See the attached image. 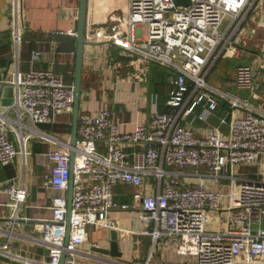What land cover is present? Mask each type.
<instances>
[{
	"label": "built area",
	"instance_id": "1",
	"mask_svg": "<svg viewBox=\"0 0 264 264\" xmlns=\"http://www.w3.org/2000/svg\"><path fill=\"white\" fill-rule=\"evenodd\" d=\"M23 3L14 0L12 4L10 82L16 93L12 104L0 107V163L14 166L21 157L27 165L33 141L52 142L56 148L45 154L50 172L45 174L42 187L61 194L52 200L50 217L35 219L28 233L25 223L30 219L21 215L28 200L27 188L16 178L0 185V196L9 199L0 201V210L10 209L6 216L0 212V256L25 264H61L65 253V264H129L97 254L95 246L88 245L90 228L101 227L115 229L118 234L123 231L125 235L154 238L145 264L152 263L159 240L165 235L178 238L177 252L189 264H264V109L251 102V96L261 98L257 75L245 64L234 74L238 91L249 90V98L207 80L218 59L241 55L242 47L234 36L241 42L249 37L250 30L243 29L242 24L254 6L253 0H191L188 6L176 5L174 0H128V13L118 14L113 23L100 29V34L91 31L87 20L88 42H116L136 60L168 70L171 111H160L157 100L153 101L148 120L138 123L133 132L122 130L123 118L107 108L98 114L80 111L75 146L72 138L64 141L38 128L54 125L60 116L73 112L75 87L51 66L37 68L31 64L29 70L22 69ZM63 8L67 17L78 21L79 8ZM42 58H46L44 52L37 50L32 62ZM113 66L107 65L109 73L117 72L118 64ZM137 74L139 81H145L146 68ZM222 102L247 112L229 119L227 115L214 125L211 118ZM191 117L207 124L206 136L183 125H190ZM174 165L207 166L211 172L201 175L193 187H184L170 169ZM228 165L232 171L225 192L216 187L223 185L222 172ZM238 165L259 166L257 177L238 176L234 171ZM72 171L73 210L67 244L69 204L64 193L70 189ZM146 176L154 177L159 184L155 194L144 192ZM121 184L136 188L134 205L116 200ZM225 198L227 206L223 204ZM134 208L141 209L139 220L144 226L139 232L120 229L110 217L114 210ZM221 211L230 212L229 221L221 229H210L214 220L211 212ZM18 236L49 250V259L33 260L13 253V240Z\"/></svg>",
	"mask_w": 264,
	"mask_h": 264
},
{
	"label": "crops",
	"instance_id": "2",
	"mask_svg": "<svg viewBox=\"0 0 264 264\" xmlns=\"http://www.w3.org/2000/svg\"><path fill=\"white\" fill-rule=\"evenodd\" d=\"M14 0H0V107L3 108L12 104L16 93L15 85L11 82L12 78V56L14 53V42L12 38V22ZM254 6L247 13L242 24L243 29H249V37L242 38L234 36L235 41L242 47L241 55L238 57H225L218 59L211 67L210 72H217L221 65L224 68L219 71L221 75L228 74L226 68L232 70L235 74L240 65H250L256 72L258 79L257 92L261 98H253L251 102L254 106L264 109V0H253ZM79 8V0H24L23 9L25 13V30L23 51L21 54L22 69L29 70L31 64L37 68H47L51 66L57 72L66 75L69 83H75V57L77 51L78 21L66 16L63 6ZM87 20L92 25L91 31L98 32L100 29L113 23L118 14L126 15L128 13V0H93L89 4ZM80 9V8H79ZM89 41L84 51V69H83V91L81 101V112L86 110L93 114H98L102 108H107L111 114L122 117L125 122L121 129L133 132L138 123L146 122L151 115L153 101L157 100L160 111H171L168 106L171 86L168 82V70L156 63L149 65L146 62H140L135 57L125 54L119 45H111ZM37 50H42L46 58L33 60V54ZM226 61L234 64L233 67L226 65ZM118 64L117 72H108L107 65ZM114 67V66H113ZM141 68H146L147 75L145 81H139L137 73ZM226 76V75H225ZM222 77V76H221ZM227 89L239 92L242 96L250 97L249 90L238 91L235 86L236 77H228ZM110 80V82H108ZM213 84V82H211ZM112 84V86H111ZM215 85V84H214ZM224 89V88H223ZM201 110V108H199ZM244 109H232L228 102H222L211 118V123L217 125L221 119L231 116H244ZM193 119V120H192ZM72 113H66L60 116L58 123L48 125H38V128L46 133L59 136L64 141L72 138ZM187 125L195 130L199 136H206L208 133L207 124L198 118L189 120ZM224 130L228 129L224 127ZM16 142L14 134L10 135ZM56 148V145L47 141H33L30 156L27 165L23 164L21 157L17 158L14 166H3L0 163V185L9 184L14 178L19 184H24L28 190V200L21 208V215L28 217L25 223V231L28 233L33 230L35 219L50 217V207L55 196L61 194L54 189L42 187L43 178L50 172L49 162L45 154L49 150ZM175 171L179 177L180 183L184 187H193L196 185L201 175L210 174L211 170L207 166L184 167L177 166L170 168ZM259 166L256 165H238L234 171L238 176L257 177ZM232 168L228 165L222 172V186L216 187L225 192L228 191ZM144 192L155 194L159 190V184L152 176L145 177ZM136 188L119 185L116 189V200L118 203H128L134 205V193ZM67 196L69 191L64 193ZM6 196H0V201H8ZM36 205L33 208L28 205ZM224 206L228 205L227 198L224 199ZM140 208L130 210H114L110 217L116 222L120 229L124 228L131 232H139L144 224L139 220ZM1 214L9 215L10 209H1ZM214 219L210 229H221L228 221L230 212H211ZM153 227V226H152ZM109 228L93 227L89 231V244L91 248L110 247ZM39 235V234H38ZM120 242V251L122 257H112L104 255L95 249V253L106 256L110 259L119 260L129 264H145L148 255L154 245V238L148 235L137 233L118 234ZM11 247L13 253H18L29 259H49L45 250L37 243L19 236L13 240ZM178 238L165 235L159 240L158 258L166 264H180V255L177 252ZM42 249V252L39 249ZM0 264H25L14 262L10 259L0 256Z\"/></svg>",
	"mask_w": 264,
	"mask_h": 264
},
{
	"label": "water",
	"instance_id": "3",
	"mask_svg": "<svg viewBox=\"0 0 264 264\" xmlns=\"http://www.w3.org/2000/svg\"><path fill=\"white\" fill-rule=\"evenodd\" d=\"M191 0H174V3L176 5H187L190 4ZM79 18H78V34H77V51H76V65H75V101H74V109L72 112L73 115V121H72V140L71 144L72 146L76 145V142L79 138V133H78V125H79V118H80V111H81V101H82V91H83V69H84V51L85 47L88 44V41L86 39V31H87V16H88V0H79ZM73 151V150H72ZM75 159V151L72 152V163H71V168L73 167V162ZM73 170V168H72ZM73 182H74V174L73 171L71 173L70 177V182H69V195H68V204H69V211H68V216H67V235H66V240L67 244L69 242V235H70V230H71V215H72V210H73V204H72V199H73ZM110 239H111V244L110 247H105V248H100L97 247L95 248L96 251L110 255L112 257H122V253L120 251V242L118 239V232L115 229H112L110 231ZM40 252H42V249H39ZM46 254H49V250H45ZM9 260V259H8ZM65 253L62 255V261L61 264H65Z\"/></svg>",
	"mask_w": 264,
	"mask_h": 264
},
{
	"label": "rangeland",
	"instance_id": "4",
	"mask_svg": "<svg viewBox=\"0 0 264 264\" xmlns=\"http://www.w3.org/2000/svg\"><path fill=\"white\" fill-rule=\"evenodd\" d=\"M102 43H105V44H109V45H111L112 44V42H105V41H103ZM115 44L117 45V43L115 42ZM226 65H228V66H231V67H233L234 66V64H230L228 61H226ZM224 68V65H221L220 66V68L217 70V72H210V74H208V79L207 80H209L210 82H213V84H215V85H217V86H219V87H221V88H224V89H226L227 87H228V83L229 82H227V81H229L227 78L230 76V77H234V75H232V70L231 69H229V68H226V70H227V73L228 74H225L224 76L223 75H221L220 73H219V71H221L222 69ZM222 76V77H221ZM111 86H112V84H111ZM29 159H30V157H29ZM262 170L264 171V164H263V168H262ZM157 251H158V248H157ZM157 253V252H156ZM156 253L154 254L155 256H154V259H153V261H152V263L151 264H166V262L165 261H163L162 259L160 260L159 258H158V256L156 255ZM149 257V256H148ZM148 261V258H147V260L145 261V263ZM180 264H189L188 263V261H187V259L186 258H184V257H182L181 255H180Z\"/></svg>",
	"mask_w": 264,
	"mask_h": 264
}]
</instances>
